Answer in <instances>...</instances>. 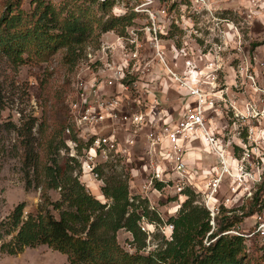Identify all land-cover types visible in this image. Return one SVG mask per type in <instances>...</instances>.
Listing matches in <instances>:
<instances>
[{
  "label": "rangeland",
  "instance_id": "374dc122",
  "mask_svg": "<svg viewBox=\"0 0 264 264\" xmlns=\"http://www.w3.org/2000/svg\"><path fill=\"white\" fill-rule=\"evenodd\" d=\"M51 1L58 3L62 0ZM6 2L8 0H0V15ZM162 3L167 5L170 14L178 16L182 13L181 7L173 0H156L154 5L157 7ZM217 5L219 7L213 13L214 17L209 14H191L185 10L184 14L191 18L193 27H187L186 31L172 27L165 37L172 39L178 47L185 46L191 50L201 69L204 59L200 60L199 54L210 52L209 60H219L214 91L222 95V99H218L214 108L206 111L205 125L221 139L227 154L239 160L242 157L244 159L243 169H238L239 166L234 164L230 170L232 176L226 174L217 188L212 201L217 213L212 219L208 211L211 217L209 224L212 230L231 222L232 227L226 233L240 235L245 242L246 257L243 264H264V235L259 230V224L262 221L264 223V0H219ZM21 7L29 10L30 0H23ZM127 8L126 12L130 13V7ZM145 18L144 14L134 13L133 20L136 21H132L131 25L141 27ZM215 18L227 21L215 25ZM112 31L101 33L97 42L88 38L81 57L73 66L63 62L64 49L56 51L47 61L28 62L20 66H14L0 56V101L4 106L0 111V220L5 219L20 202H25L24 214L34 212L40 203V190L26 182L28 179L32 182L43 181L40 172L36 173L32 168L26 175L12 124L18 126L34 117L33 143L41 165L55 158L57 165L65 168L66 151V154L63 150L54 153L50 148L51 153H45L47 144L52 132L70 121L69 104L75 97L77 83L92 74L96 63L90 61L88 53L93 52L101 42L114 40ZM139 36L142 38L143 33L139 32ZM139 52L142 64L147 62L150 68L145 74L153 73L149 84L160 101L154 117L172 121L188 104L189 96L178 93L172 84L164 82L166 75L152 56L150 48L143 46ZM114 58L117 60L116 56ZM185 58L171 59L168 53L170 66L173 67L176 61L174 70L179 72L183 69ZM202 78L206 80L205 75ZM136 139L127 156L129 160L120 157L113 164V169L104 168L101 173L98 171L97 179L91 178L90 182H86L88 176H84L79 167H75L72 175H77L80 182L102 202L107 201L100 190L104 185L103 179L112 174H121L128 181L129 197L146 200L147 208L156 212L162 220L152 225L145 219L148 234L143 253H147L164 243L165 223L168 225L169 219L177 216L185 197L176 190L177 181L172 175L163 177L167 181L160 189L153 187L157 179L149 183L152 173L142 167L150 162L143 132ZM58 140L59 137L55 136L52 144ZM188 146L187 169L199 176L196 184L200 191L194 193L195 203L206 208L207 171L219 165V162L205 142L196 140ZM232 187L236 188L233 192ZM50 195L53 200L59 197L57 191H50ZM258 215H261V219ZM117 241L123 249L134 252L136 244L132 242L128 231L119 230ZM0 264L69 263L65 254L39 245L26 247L16 254L0 251Z\"/></svg>",
  "mask_w": 264,
  "mask_h": 264
},
{
  "label": "trees",
  "instance_id": "16d2710c",
  "mask_svg": "<svg viewBox=\"0 0 264 264\" xmlns=\"http://www.w3.org/2000/svg\"><path fill=\"white\" fill-rule=\"evenodd\" d=\"M22 1L8 0L0 15V56L14 66L47 61L60 49H64L63 62L73 66L88 38L97 42L101 33L111 30L123 35L134 17L133 12L113 14L114 3L110 0H30L29 10L21 7ZM3 107L0 101V111ZM34 125L35 118L31 117L12 127L26 175L32 168L43 178L40 182H26L40 190V203L34 212L24 214L25 202H20L0 220L1 252L16 254L26 247L46 245L65 254L69 264L244 263L243 237L226 233L231 222L211 230L208 210L195 203V194L189 188L182 192L185 199L177 216L169 219L173 225L169 237L143 253L147 233L139 222L144 217L149 223H161L159 215L147 208L146 200L129 197L128 181L121 174L102 180L100 190L107 199L102 202L77 175H72L79 167L77 160L67 156L65 168L58 166L55 158L41 165L33 143ZM67 126L70 122L52 132L45 153H51L50 148L54 153H67V140L75 138L73 132L65 134ZM55 136L59 140L53 145ZM116 163H104L97 170L101 173L104 168L113 169ZM163 186L160 181L153 185L156 189ZM50 191H57L58 199L53 200ZM121 229L131 234L136 244L134 252L118 243L117 232Z\"/></svg>",
  "mask_w": 264,
  "mask_h": 264
},
{
  "label": "built area",
  "instance_id": "2783aa9c",
  "mask_svg": "<svg viewBox=\"0 0 264 264\" xmlns=\"http://www.w3.org/2000/svg\"><path fill=\"white\" fill-rule=\"evenodd\" d=\"M110 1L114 3L113 14L126 13L129 6L130 12L144 14L145 22L138 28L127 26L123 35L112 31L114 40L103 41L93 52L88 53L90 61H94L96 65L89 78L79 80L75 97L69 104L70 126L65 128V134L73 132L75 138L67 140V154L77 160L83 175L88 176L86 182H90L91 178H98L97 168L101 164L116 163L120 157L129 160L127 156L130 149L136 142V137L143 132L150 162L142 167L152 173L149 183H153L155 179L165 183L167 180L163 177L172 175L177 181L176 190L183 195L186 188L194 193L200 191L196 184L199 176L187 169L186 154L191 142L201 140L209 145L219 162V165L207 171L209 174L206 176L204 204L213 219L217 208L212 205V201L217 188L226 174L232 176L230 170L234 164L239 166L238 169H243L244 159L242 157L239 160L227 154L221 139L205 125L206 111L214 108L217 100L222 99V95H217L214 91L219 60H209L210 52L199 54L198 58L204 59L201 69L191 50L185 46L178 47L172 39H166L165 35L172 27L185 31L187 27H193L191 18L184 14L185 10L191 14L213 16L219 7V0H173L181 7L182 13L178 16L170 14L165 3L155 7L156 0ZM224 20L227 21L215 18L213 23L224 24ZM190 31L189 29L188 32ZM139 32L143 33L142 38ZM143 46L150 48L152 56L157 59V64L166 75L164 82L172 84L178 93L183 92L189 96L188 104L172 121L154 117L160 101L149 84L153 73H149L150 76L145 74L150 68L147 62H141L139 49ZM168 53L175 60L186 57L181 72L174 70L176 61L173 62V67L170 66ZM203 75L206 80L202 78ZM235 189L232 187L231 191ZM258 218L261 219V215ZM139 225L148 234L144 217ZM259 225V230L264 235L263 221ZM165 229L168 238L173 225L165 223Z\"/></svg>",
  "mask_w": 264,
  "mask_h": 264
},
{
  "label": "crops",
  "instance_id": "0c3cea01",
  "mask_svg": "<svg viewBox=\"0 0 264 264\" xmlns=\"http://www.w3.org/2000/svg\"><path fill=\"white\" fill-rule=\"evenodd\" d=\"M186 159H187V157H186Z\"/></svg>",
  "mask_w": 264,
  "mask_h": 264
}]
</instances>
